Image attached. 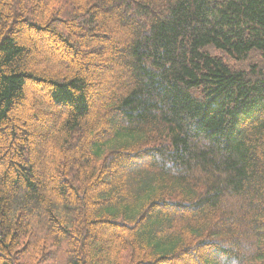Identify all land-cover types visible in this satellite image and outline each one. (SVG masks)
I'll list each match as a JSON object with an SVG mask.
<instances>
[{"label": "trees", "instance_id": "1", "mask_svg": "<svg viewBox=\"0 0 264 264\" xmlns=\"http://www.w3.org/2000/svg\"><path fill=\"white\" fill-rule=\"evenodd\" d=\"M0 264H264V0H0Z\"/></svg>", "mask_w": 264, "mask_h": 264}]
</instances>
